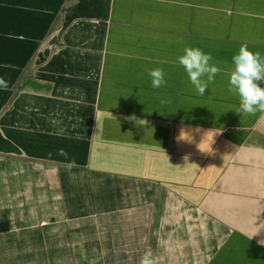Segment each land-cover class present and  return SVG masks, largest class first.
<instances>
[{
	"label": "crops",
	"instance_id": "0c3cea01",
	"mask_svg": "<svg viewBox=\"0 0 264 264\" xmlns=\"http://www.w3.org/2000/svg\"><path fill=\"white\" fill-rule=\"evenodd\" d=\"M178 34L262 55L264 0H0V264H264V148L243 142L264 124L212 154L152 131L178 111L149 46Z\"/></svg>",
	"mask_w": 264,
	"mask_h": 264
},
{
	"label": "rangeland",
	"instance_id": "374dc122",
	"mask_svg": "<svg viewBox=\"0 0 264 264\" xmlns=\"http://www.w3.org/2000/svg\"><path fill=\"white\" fill-rule=\"evenodd\" d=\"M207 9V7L201 6V14L208 12H211V14H221L223 12L222 9H213L211 11ZM201 18V23H206L207 17ZM219 19H223V17L216 18V16H213L209 19L208 23L215 24ZM179 35L181 42L178 39ZM182 36L183 34H178V37L169 35L168 39L163 43V46L157 44L150 45L151 47L149 46L150 53L157 49H161L163 58L167 60V69L166 65L163 64L162 67L166 84L160 88L153 89L147 81V89L149 92H152L153 99L162 97L169 109L176 107L175 111H178L176 114L168 113L167 116L162 115V118L153 114L151 118L153 125L152 131L154 129L157 131L158 124H167L165 131L158 132H166L167 140L175 141L177 140L176 137L179 135L181 127H188L191 130L199 129L200 131H193V136L196 141L202 139L204 132L208 131L209 138L214 139L217 141V144H220L218 139L225 138V133L233 135V138L242 140L247 127L255 126L260 123L264 124V112L258 111L255 114L244 116L235 112V109L239 107V97L229 93V78L226 75V73L234 67V65L227 62V60L232 61V56L236 54L232 53L233 49L227 44L226 49L229 53H225L223 56V52L218 45L210 39L207 42L204 36L195 37L200 44H194L189 37H185L182 41ZM186 46L199 47L204 52L212 54L213 60L210 63H215L221 69V72L216 75L214 81L208 84V89L213 88L212 91L214 92H205V94L201 96L196 93V90L189 81L184 83V76L181 73L183 67L177 63V58L181 55V51H183ZM121 47L125 49L133 48L130 43H126L124 46L121 45ZM142 47L143 46H137L136 51L123 53L125 55L135 54L142 56L144 55L143 49H141ZM139 49H141L140 52ZM261 56H264V51ZM225 58H227V60ZM144 67L146 72H148L150 65H145ZM226 67L227 70H225ZM39 83L40 82H37V85H39ZM259 83L261 87H264V80ZM124 88L121 85L120 92H127V89ZM106 92H112V90L109 89L106 90ZM165 96H167V99ZM156 101L158 102L159 98H157ZM147 106H149V104ZM157 106L158 107H154L153 110L156 108L164 109L161 103ZM124 117H126V115H124ZM207 126H209L210 129H207ZM255 128H257V126ZM258 132V130H254L249 138L243 140V142L248 143V145H255L257 143L262 145L261 148H264V136L259 135ZM137 148L138 145L136 144V149ZM169 148L176 149L175 143H171ZM178 148L183 150H199L197 147L179 146Z\"/></svg>",
	"mask_w": 264,
	"mask_h": 264
},
{
	"label": "clouds",
	"instance_id": "9594fccd",
	"mask_svg": "<svg viewBox=\"0 0 264 264\" xmlns=\"http://www.w3.org/2000/svg\"><path fill=\"white\" fill-rule=\"evenodd\" d=\"M212 60L213 56L211 53H206L201 48L193 46H186L183 49V53L177 58V63L187 73L189 82L198 95L203 96L205 90L209 88V82L214 81L216 75L221 72V69L215 63H210ZM232 63L234 67L226 75L229 78V93L239 97V107L235 109V112L242 116L255 114L258 111L264 112V87H261L259 83L264 80V56H261L258 52H253L245 44L239 48L238 53L232 56ZM5 67H11V65H5ZM148 76L151 80L150 87L153 89L160 88L166 84L165 74L160 68L149 69ZM8 86L9 82L5 78L0 77V89L6 90ZM125 119L134 121L137 124L147 122L138 119L134 114L125 117ZM193 131L200 130L181 127L179 135L176 137L177 142L194 143ZM213 143L214 139L209 138L207 131L204 132L201 141L196 144V147L202 153L212 154L214 151L212 148ZM59 154L65 157L68 155L63 149L60 150ZM187 159L188 157L185 156V160ZM251 238L252 236H249V239ZM259 242L264 244V239ZM141 264H154V261L150 255L146 254L142 258Z\"/></svg>",
	"mask_w": 264,
	"mask_h": 264
},
{
	"label": "trees",
	"instance_id": "16d2710c",
	"mask_svg": "<svg viewBox=\"0 0 264 264\" xmlns=\"http://www.w3.org/2000/svg\"><path fill=\"white\" fill-rule=\"evenodd\" d=\"M9 229L8 222H0V232L7 231Z\"/></svg>",
	"mask_w": 264,
	"mask_h": 264
}]
</instances>
